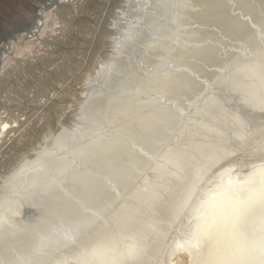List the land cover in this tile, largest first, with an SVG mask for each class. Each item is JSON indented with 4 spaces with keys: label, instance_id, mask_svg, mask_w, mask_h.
<instances>
[{
    "label": "rangeland",
    "instance_id": "rangeland-1",
    "mask_svg": "<svg viewBox=\"0 0 264 264\" xmlns=\"http://www.w3.org/2000/svg\"><path fill=\"white\" fill-rule=\"evenodd\" d=\"M155 1H157V3L159 2L158 3L159 5L157 6L158 8L161 6V8L156 9L157 12L153 10L155 7L154 6ZM155 1L154 0H148V1L147 0H138V1L136 0H0V202L5 198V196L6 198L8 196L9 197L14 196L13 198L8 197L7 199L9 200L8 202L3 201L2 203H0V239H1V236H6L5 234L8 235L12 232L13 234L14 232L20 233L21 230L23 231V234L26 232L25 234L29 233L27 236H30L32 232L31 231L29 232L27 228H30L32 225L36 226L38 223V220L41 217L40 214H43L44 212L42 208H37V207H32V206H27V209L24 210L23 212L20 210V206H22L24 202H25L24 204H27V203H26L25 198L21 199L20 198L21 196L18 197L19 196L18 193H14V191H12V189L13 190L17 189L18 179L20 180V178L22 179L24 176H27V174L29 175L30 173H32L31 171L37 170L38 174L36 175L37 178H36V181H34V183H37V181H39V184H42V185L46 183L44 181L47 180L50 174H48V172H44L42 175L41 171L43 172L44 167L46 168L48 167L47 170L52 169V167L51 168L49 167L51 166V164H49L48 162H50L51 159L53 160V157L55 159H58V158L62 159L64 157H67V155L71 156V154H68L67 150L60 149V147H62V145L64 146L65 142H67L64 139H60L61 137L63 136L65 137L66 134L72 133V131L77 130L78 128H81L82 130L79 129L78 131H75L74 135L76 134L77 137H79L85 134L91 138L92 136L98 133L99 130L96 127L99 125L101 121H106L110 119L109 116L111 117L114 114L115 115H117L118 113L121 114L122 109H125V111L124 110L122 111L123 117L121 119V124L124 123L123 125H127L126 122L128 121L134 122L133 120H129V119H132V118L134 119L135 114L137 115L138 120H139L141 116L144 118L150 115L154 110H156L157 107L160 108V107L170 106L174 109L175 112L176 111L177 113L179 112L178 113L179 115L178 114L177 115L179 116V120H180L179 123L181 125L178 124L177 127H179V129L175 128L173 132L165 138V141L163 140V142L160 143L161 145H159L158 147L159 150L154 149L155 150L154 154L152 153L154 152V150L147 151V150L141 149L140 146H138L136 143L133 142L134 140L132 136H129L127 138H121V139H113V135L111 134H115V128H112L110 125H108L110 126L109 128L108 126L107 128H105L106 126L101 127V128L107 129L106 131L108 132V134H105L106 136H104L103 134L99 132L100 135H103L105 137L106 140L104 141H109L110 143L113 142L112 144L117 143L118 144L117 146H119L117 149L119 151L123 150L124 152L128 150L129 152L130 151L132 152L134 151L133 149H136L137 152L138 151L141 152V155L144 157V159L147 157L148 163L144 165V168L137 169L139 176L131 180L129 185L127 184V187L125 190L118 188L120 186L119 184H116L115 182H111V183L109 182L110 184L109 187L111 186L110 189L112 192L115 193L116 198L112 202H110L109 207L106 210L101 211V212L94 211L96 213V218L95 220H93V217H92L93 221L92 220L88 221L90 214H91V211H89L90 208H88L89 210H86V212L83 213L84 216L82 220H80L77 224L78 229H80L79 230L80 233L73 232V236H72L73 241L71 239L72 241L71 243L80 244L83 241L82 239L91 233L97 235L100 232L98 229L103 228L101 227L102 223L104 224L108 216L111 213L116 211L117 206L122 204L124 201L127 202L131 199L130 192H132V189H134V187L140 184L143 186L147 180H150L151 184H157L158 182H161V181L166 182L168 180V177L171 176V174L169 173L172 171H176L179 168V162H171L170 160L175 158L176 155L178 154H183V155L191 154L194 148L197 147L196 142H198V139L202 138V134H203L205 126H208L209 128H211L209 130H213V132H215L214 129L221 130V134L228 139L229 154L226 155L222 160H220L216 165H214V167L210 170V172L204 178H202L201 180L197 182L195 190L192 192L190 198L186 202L185 207L182 208V210L177 215L175 220L171 221L170 219L163 217V216L158 218L159 225H161L162 229L165 230L164 232L165 236L163 240H161L159 250L157 251V253L151 254V260H152L151 264H173L174 259L179 253H185V251L187 250L185 249L186 247L195 246V244L193 245V243L195 242L193 235L186 233V232L191 233V228L194 226L193 224L195 223L198 216L200 215L197 212L198 211L197 208L202 202L210 198L208 196H212L213 192L215 193V195L217 192V194H221L223 197L224 195L227 194V191L225 189L226 187L223 188L224 186L221 185V182H223L222 183L223 185H225L224 183H226L225 186H228L227 185L229 183L228 180L232 179V180H235L236 183L239 184L238 185L234 182V184L236 185L233 187H236L237 185L239 187L242 185L240 184V182L243 183V181L246 180V178L253 172V170H255L256 168H264V111L262 112L254 111V109H252L251 107H245L246 108L245 109L239 106V108H237L238 106L237 100L240 98V95L239 93L234 92V89H235L234 87L237 83L244 82L245 85L248 87L259 76L257 75L256 72L263 73L264 71V66H263L264 65L263 63L264 62V43H263L264 33L262 32L264 31V25H263L264 0H252L253 2L252 1L249 2L248 0H243V2L241 0V2H239L240 0H236V2L238 1L237 4L234 0H226L227 2L225 3L227 4L231 3L229 4L231 7L230 9L228 7L226 9L224 8L225 10L219 9L218 7L219 4H215L216 6L213 4V3H216V1L218 2V0H214V1L209 0V2L207 3L208 5H210V8H211V9L209 8L210 14L206 13L209 10L208 11L202 10V9H206L205 5L208 6L206 4V1L208 0H202V2L201 0H193V2H191L192 0L191 1L186 0V3L184 0H166V1L164 0L165 3L163 0H159V1L155 0ZM172 1H174V3H172ZM177 1H179L180 3ZM182 1H184V4H182ZM197 1L201 2V3L199 2L200 5L204 4V8L200 6V8L198 7L199 8L198 11H197V8H195L196 5L199 6V3ZM222 1H225V0H222ZM194 2H197V4H194ZM210 2L211 4H209ZM244 2H246V4ZM248 2L249 4H251V6L255 7V8L252 7L254 11L250 13L249 15H248V12H246L247 10L245 11V9L244 10L242 9L244 6H245L244 8H247L246 6L249 5ZM251 2L254 3V5H252ZM175 3H177V6ZM232 3L233 5H236L235 6L236 8L232 5ZM239 3H241L240 4L241 6L239 5ZM169 4L171 7L173 6L172 8L174 7L175 8L174 9L170 8ZM187 4L188 5L190 4V6H188ZM192 4H194V6ZM135 5H136V8H135ZM162 5L165 7V9H168V7L169 9L164 10V12L161 13V11H163L164 9ZM165 5H167V8ZM184 5L185 6L187 5V8H185ZM213 5L217 8L214 7L215 9H212ZM140 7L143 9H141ZM179 7L180 8L183 7V10L179 9ZM137 8H139V10ZM148 8H151L154 13L150 11L149 13L150 15L149 14L146 15L144 19L142 18V20H140L141 17L139 15L140 14L144 15L145 11L143 10L149 11L150 9ZM191 8L193 9L191 10ZM189 9L190 11H193V12L191 13ZM221 10L223 13H221ZM133 11H137V12H133ZM139 11H140V14L138 13ZM184 11L188 12L186 13L188 14L189 18H187L186 13L185 15L184 13H182ZM159 12L160 14H157ZM194 12L195 14H193ZM200 12L201 13L203 12L202 15H200L201 14ZM212 12L219 13V14H215V13L212 14ZM171 13H173L175 16L178 13L177 16L181 15L182 17L176 16L177 17L176 19V17L172 15ZM189 13L195 15L194 18H193V15H192V18H190L191 14ZM204 13H206L207 15L205 14L204 16ZM161 14L163 15V17L161 16ZM221 14L223 15L221 16ZM131 15H133L132 18H131ZM158 15L161 16V18H159ZM167 15L169 16V18ZM217 15H219V18ZM199 16L200 18L201 17L202 18L200 19ZM211 16L213 17L210 18ZM214 16H217V17H214ZM258 16L260 19H258ZM170 17H172V19ZM208 17L214 22L212 21L210 22L209 21L210 19H206ZM234 17H237L238 20H235L236 18ZM240 17L243 19H239ZM151 18L152 20H149ZM180 18L182 20H179ZM223 18L225 19L224 21H223ZM250 18H253L254 20ZM175 19L176 21H174ZM186 19L189 20L188 22H193V23L195 22V25L193 23H190L194 27H192L187 22ZM190 19L191 20L193 19L194 21L193 20L191 21ZM185 20L186 22H184ZM199 20H201V22H199ZM219 20L222 22H218ZM231 20L232 21L234 20L235 22L236 21L241 22V20L242 22L243 20L244 22L245 21L248 22L249 20L250 21L252 20V22L249 21L247 23V25L249 24V26L250 25L252 26V29L251 28L249 29L248 27V29L250 30L249 34L248 32L246 33L244 31L245 29L239 30L237 32L235 30L233 31V28H232L233 23L231 22ZM257 21L260 22V26L257 25L259 24L257 23ZM154 22L155 23L157 22L158 24L157 23L155 24ZM164 22L166 24H164ZM205 22L207 23L204 25ZM144 23L145 25L146 23L148 25V26L146 25L145 28L147 27L152 28L155 25L159 26L161 24L159 26L161 30L160 32L158 31L160 35L153 33L155 34V36H153L152 38L153 40L150 39L147 41L148 34L147 35L145 34L149 30V28L145 29L144 28L145 25L142 26V24ZM185 23L187 24L185 25ZM136 24H138V27ZM213 24H214V27L217 26V24L223 27L227 26V29L231 30L233 35H231V33L229 34L230 35L229 37H227V35H224V36L221 35L222 37H225V38H222L224 40V45L219 42L225 48L224 49L221 47V49L225 52L222 51L223 55H221L220 57L221 60H224V61L213 62V60H215L214 54L207 55V56H201L197 58V61L198 62L200 61V63L206 67V69H204L206 71L204 73L203 72L196 73L197 75H201L202 73L201 75L202 77L196 75V79H199V78L200 79L197 80L199 81V83L198 85H196L197 86L196 88L199 87L198 94H194L195 92L192 94L193 96L199 95L198 96L199 98L195 96V101L193 100L194 98L190 97L192 100L190 98L187 100L185 99V100H182L183 102L181 101L182 103L180 104L178 99L171 98V97H165V93L162 91H161V94H160V91L159 92L157 91L158 94L156 93V91H151V92L146 91V92H149V94H147L146 92L143 93L139 90L140 86L133 83L134 74L138 75L140 73L138 77L140 78L144 77V78L140 79L139 81L144 80L142 82H143V85H145L146 80L152 77L151 75H153V73L155 72L157 74L160 73V75L162 76L163 71L165 72L168 71L166 73L168 74V73H171L172 70L173 72L184 71L183 70L184 68L185 70H188L189 68L187 67V65L186 66L181 65V64H179V66L175 65L177 63L171 60L170 55L172 54L173 51L177 50V48L180 46V43H183V42H180L181 36L183 39H185V37L187 36H188L187 39L189 38V40H191L190 38H192L193 41L192 40L189 41V43L191 42L190 44H192L193 42L192 45H196L197 43H198L197 45H203V44H206V42L208 44L210 40L209 38H208L209 40L205 39V36L202 35V39L204 37V39L207 41H204L203 39V41L205 42L204 43L203 41H201L202 39L199 38L201 42H199V40L197 42V39H195V35L192 36V34H194L193 31L195 30V27L196 29H198V28L206 26V28L211 27L212 29ZM163 25H164V28L163 27L161 28V26ZM166 25H168L169 27H171V25L172 27H174L175 25L177 27V25H179L177 28L178 33L176 32V27H174L172 30V28L169 29L168 26L165 27ZM180 25L182 28H179ZM188 25H190L189 26L190 28H188ZM254 25L260 28H255ZM184 27L185 29H187V31L192 32V33L188 35L187 33L189 32H186ZM167 28L170 31L172 30L171 33L176 32L178 35L182 33L183 31L185 35L182 33V35H179L178 37H173V40H171L172 39L170 35L171 33L170 31H168ZM142 29L146 31L143 32ZM162 29L168 32L169 34L161 33L163 32ZM258 29L260 31L261 37L258 34L259 33ZM178 30H180L181 32H179ZM130 31L132 33L134 32L135 35L133 34V37ZM136 32H138L137 34L141 32L142 33L137 36ZM210 32H213V31L210 30ZM224 32H226V29L224 30ZM244 32L249 38L253 39V41L250 40L251 42H249V44H248L249 38L248 37H247L248 39L246 38V35L244 34ZM253 32H254L255 37L252 36ZM256 32L257 34L255 35ZM220 33H222V31ZM206 34L208 33L206 32ZM208 35L209 37L210 35H212V37L215 36L212 33H209ZM141 36L144 37V39ZM168 37L170 38L169 40H167ZM215 38H217V36H215ZM154 39L157 40V42L155 41V43L152 44ZM242 39L244 41L241 44ZM140 41L144 43L142 44ZM146 41L148 45L146 44ZM159 41L161 42L159 43ZM168 41L171 42L172 45L176 46L177 48L172 47V45H170L171 43L169 44ZM161 43H163L162 45L165 44L167 46V48L162 51L160 49L162 47ZM156 44L161 45V47L160 46L158 47V45ZM167 44L169 45L170 49ZM235 44L238 48L241 47L240 50L236 49L237 47L234 46ZM144 45L148 47H145ZM150 45L152 47L154 46L153 49L151 48ZM132 46L135 47L136 50L140 51L141 53H139L138 55V52L136 50L134 51L133 49L135 48H132ZM139 46L142 48L143 51H141V48ZM143 46L149 51L146 50ZM252 46L253 47L255 46V47L253 48ZM171 47L173 50L171 49ZM259 48L261 50H259ZM170 50H171V53H170ZM226 50H230L231 52L234 50L235 51L232 52L233 54L231 56L230 51H227L228 52L227 53ZM253 50H256V51L253 52ZM146 51H148L152 57ZM164 51H166L165 54H164ZM235 52L236 54L238 53L242 56V58L240 57L241 62L240 60L238 59L236 60V58H234V57L239 58L238 54L234 55ZM226 53L230 54L229 55L230 59ZM124 54H125V57L128 59L123 57ZM246 54L247 56H245ZM148 56H150V58ZM243 56L245 58H243ZM222 57L224 58L222 59ZM226 57L229 59V62ZM146 58H148L149 60H147ZM156 58L157 59L159 58L158 60H160L157 62L164 63V67H167L165 68L166 70H164L163 65L158 66L156 64L157 63L155 61L157 60ZM163 59L164 60L166 59V60L164 61ZM115 60H118V61L115 62ZM123 60L125 62H122ZM127 60H129L130 63H128ZM231 60L232 62L233 61L234 62L231 63ZM224 62L228 63V65H230L229 63H231V65L227 66L226 63ZM260 62H262V64H260ZM111 63H113V66H114L113 69L115 70V72L113 69L109 67ZM138 63H140V66L142 67V68L140 67L141 70L138 69L139 68ZM151 63L153 64V66L151 65ZM166 63H169L170 65L168 64L169 65L168 66ZM172 63H175V64L172 65ZM215 63L216 64L218 63V64L216 65ZM221 63L223 64V66L225 65L224 67L221 66L222 68L219 66V65H222ZM120 64L124 65V68L126 69H124L123 66H120ZM127 64H131V65L128 66ZM253 64L255 66H258L260 69H257L258 67L256 68ZM135 66L137 67L139 71H137ZM173 66L175 69L172 68ZM178 67H179V71H178ZM225 67H227V70ZM128 68H131L129 69L131 71H129ZM154 68H157V69H154ZM169 68H171L170 69L171 71H169ZM229 68L231 69L230 70L231 74L229 73ZM150 69L151 70L153 69V70L151 71ZM212 69L214 70V72ZM219 69L220 71L218 72ZM209 70H212L213 73L210 72ZM110 71H113V72H110ZM121 71H122V74L124 72L123 76H121L122 75ZM118 72H120V74ZM206 72L207 73L210 72V73L207 74ZM217 72L219 73V75L221 74L222 75L218 76V78L216 79L215 76H217ZM117 73L119 75L118 77H117ZM163 74L166 76L164 72ZM211 74L212 76L215 77L216 81L215 79H213L215 82L212 80V78H210L212 77ZM114 75H115V78L113 77ZM207 75L208 76L210 75V77H208ZM223 76H226L224 80H222ZM116 77L118 79L120 78L124 79L125 77V79L124 81L122 79L120 83L118 81H114ZM234 77L239 80H236ZM242 77H243V80H242ZM220 78H221V81H220ZM224 81L225 82L227 81L226 82L227 89L224 87L225 86ZM200 82L202 85H200ZM220 82L221 84H218ZM205 83H206V86H203V84L205 85ZM126 84H129V85H126ZM132 84H134L135 86ZM208 84H211L212 86L209 85L207 87ZM221 86L223 88V89L221 88L222 90L220 89ZM204 87H207L206 90ZM203 88H204L205 93L202 91ZM129 92H131V94L132 92H135V94L133 93L132 95L131 94L129 95ZM136 92L139 93L137 95L138 97L136 96ZM226 92H227V95H226ZM208 93H211V96H209L210 94ZM232 94L236 95V97L233 98L234 96H232ZM117 95L118 96L120 95L121 97L117 98ZM123 95H126L127 97ZM128 95L132 97H129ZM135 96L137 97V99ZM134 97L136 100H133ZM212 97H216L219 100L217 106H214V107L207 106L208 100L211 99ZM112 99H114L117 104ZM122 99H125V101ZM130 99L133 101L129 102ZM189 100H191V102ZM177 101L179 102V104L176 103ZM185 101H187V104L184 103ZM188 101L191 104L188 103ZM132 102L135 104H133ZM147 102L149 103L147 104ZM123 103L125 104L129 103V104L125 106V104ZM110 104L111 105L113 104L112 107ZM143 104H147L148 106H146L143 109L141 108ZM119 105H121L122 107ZM181 105L182 106L184 105L183 108ZM185 105L187 108H185ZM105 106L107 109L105 108ZM219 106H223V107L219 108ZM113 108L114 109L116 108L115 110L117 111L115 112V110H112ZM118 108L120 111L118 110ZM127 108H129V110ZM186 110L187 112H185ZM95 111L98 114H96ZM126 111H127V114H126ZM243 111L245 112V114H243L244 113ZM88 112L89 113L92 112L93 115L91 114L92 115L91 116ZM124 112H125V115H124ZM100 113L101 115H99ZM224 113H228L229 115H231V113H238V114L241 113L245 121L250 119L246 123L247 126L249 125L248 127L246 126L242 128V130H238V129L236 130L237 132L244 131L243 133H241V135H243L244 138L238 139L237 135L234 134L229 127H224L218 121L216 116L217 115L222 116ZM88 115H89V118H87ZM90 116L93 119L92 118L90 119ZM103 117H107L105 118L106 120ZM95 118L98 121H96ZM101 118H103V120ZM123 119L125 122L123 121ZM88 120L90 121V123L88 122ZM94 121L98 124H96ZM83 126H85L84 129L87 126L89 127L83 130ZM94 130H98V131L94 132ZM80 131L81 132L84 131L83 132L84 134H82ZM110 131H112L113 133H111ZM61 132L63 136H61ZM89 133H91L90 136L88 135ZM78 134H81V135L78 136ZM70 140L68 142H70ZM122 140H124L125 142L124 144ZM63 141L65 142L63 143ZM119 142H121V145L119 144ZM58 143H60V146ZM89 146H91V144ZM115 147H111V148L113 150H116ZM149 152L150 154H153V155L150 156ZM43 154H45V156ZM53 154L54 156H51ZM132 154H137V153H132ZM41 155L43 156V160L46 159V161L41 160V157H40ZM47 156H50L51 158L49 159ZM37 157L40 158L39 160L41 163L39 162V160H36L38 159ZM75 160H76L77 166H79V168L78 167L77 168L80 171H86L88 168H91L93 170L94 166L87 164V163L83 164L82 160L79 158ZM79 160H81V162ZM33 164L35 165L37 164V165L36 166L34 165L35 166L34 167ZM59 167L60 166H55L54 170L59 169ZM40 168L41 169L43 168V169L41 170ZM95 170H98V169L95 168ZM72 174L74 173L72 172ZM66 178L68 179V176H66ZM106 178H108V176H102V180H105ZM257 178L258 179H255V181H258V183H250V185H254L253 187L260 185V187H258V190L260 188V190L258 191L259 194L255 193V195L253 196L251 195L248 200H246L248 194L240 198L235 197L236 199L231 200L228 206L230 210L232 209L229 214L226 212H222L221 210L217 217L218 220L216 219L213 223L212 222L207 223L200 230V235H202L204 239V243H203L204 245L202 247H199L197 245L195 246V248L192 251L193 258H191L192 259L191 262L193 261L194 258L196 259L192 263L190 262L189 264H199V262L202 260L201 259L199 261L200 258L205 257L208 254V252H210L212 249L214 250V248L218 245L217 243H219V239L221 235L224 233V231L228 229H230L231 231L233 229H236L237 227H243V228L246 227L250 229V228L257 226L258 223L256 224L253 223V224L244 226L246 225L244 224L245 223L244 215L246 214L245 210L248 207L252 209L250 211H254V212H256L258 209L260 210L264 209V189H263L264 188V176L261 178L258 176ZM142 179L144 180L143 182L144 184H142ZM14 180H17V181L15 182ZM14 182L17 184H15ZM13 184L16 186H14ZM39 184L37 186H40ZM60 184L57 183L58 187L60 186L59 189H61L62 187L63 192H65L64 191L66 187L65 185L67 184L66 179H63V181ZM11 186L13 187L9 189ZM221 188H223L221 190L223 193H221L220 191ZM117 189L118 190L120 189V190L118 191ZM11 200L12 202L14 201L17 203L12 204ZM19 200H21V202ZM240 200H246V201H240ZM238 201H240V203H237ZM9 202L11 204H9ZM19 204L21 205L19 206ZM5 205L7 206L8 209H6ZM234 210H239V213L234 214ZM241 211H243V213H240ZM263 212L264 210L260 211L259 213H263ZM147 213L149 217L155 216L154 213H152L151 211H148ZM5 214H7L8 216ZM250 214L251 213L249 212V215ZM14 219L15 220L17 219V220L15 221ZM241 219L243 221H241ZM260 219L261 218H257V222ZM235 220L237 221L234 222ZM28 224H30L31 226L30 225H29L30 227L26 226ZM109 224H110V227L108 228L110 229V231H113V229L115 228H113V225L111 223ZM23 234H21L22 237L25 235ZM189 235L190 236L192 235V236L189 237ZM25 237L26 236H24L23 239ZM116 239H117L116 240L117 243L114 244V246L111 248H105V246L107 245L106 243L102 245H100V243H96V244L93 243L94 246L91 247L90 244H88L87 246L90 249L87 248V250L88 249L89 250L85 251L86 248H84V245H83L79 248V255H76L73 258L68 257L70 252L67 249H55L52 244L51 245L49 244L48 245L49 253H48V257H46L45 264H127V263L131 264L133 263L134 260L132 257H134L135 254L134 256H130V255L133 253V251H138L140 247L137 245V243L135 244V240H132L131 238L126 237L125 235L122 236L121 234H119L116 236ZM263 239H260L259 241L261 242ZM259 241L257 240V243L254 244L255 245L254 248H256L258 243H260ZM156 243H157V234L153 233L152 235H150L147 248L144 249L143 251L141 248L139 251L143 253L146 250L154 247ZM246 244H249V242L248 243L246 242ZM252 245L250 246L247 245V247L249 248L253 247L254 245L253 246ZM256 250L257 252L261 253L262 256H258V257L261 259V264H264V261H263L264 260V250L260 251L261 249L259 248V245L256 248ZM237 252L242 253L240 251L233 250V252H231V254L226 258L227 260L224 259L225 261L223 260L221 261V263L219 262L217 264L229 263L230 259L232 260L230 264L237 263L239 259L236 257L240 255ZM228 259H229V262H228ZM236 260L237 262H235Z\"/></svg>",
    "mask_w": 264,
    "mask_h": 264
},
{
    "label": "bare ground",
    "instance_id": "bare-ground-1",
    "mask_svg": "<svg viewBox=\"0 0 264 264\" xmlns=\"http://www.w3.org/2000/svg\"><path fill=\"white\" fill-rule=\"evenodd\" d=\"M138 1V0H136ZM148 1V0H147ZM155 1V0H154ZM159 1V0H158ZM164 1V0H163ZM162 1V2H163ZM166 1V0H165ZM164 1V3H165ZM185 3H186V0H184ZM184 1H182V4H184ZM188 1V0H187ZM191 1V0H190ZM189 1V3H190ZM214 1V0H213ZM236 2V0H234ZM249 2L252 1V0H248ZM179 2V1H177ZM193 2V0L191 1ZM198 3L200 1H197ZM197 2H194V4H197ZM202 2V0H201ZM200 2V3H201ZM208 1H206V4L208 5ZM219 2V3H218ZM218 2L216 1V3H213L214 5L215 4H219V9H226L227 7L230 9V5L231 3L227 4L225 2H227L226 0L225 1H222V0H218ZM231 2V1H229ZM241 2V0L239 1ZM243 2V0H242ZM248 2V4H249ZM253 2V1H252ZM251 2V3H252ZM263 2V1H262ZM261 2V4H262ZM134 3V2H133ZM141 3V2H140ZM159 3V2H158ZM157 3V1H155V7L153 10H155L157 12L156 9H159L161 8V6L158 8L157 6L159 5ZM163 3V5H164ZM168 3V2H167ZM172 3H174V1H172ZM180 3V2H179ZM199 3V6H195V8H197V11L198 9L200 8V6H202L204 8V4L203 5H200ZM238 3V1L236 2V4ZM246 4V2H244ZM243 3V4H244ZM130 4V3H129ZM150 4V3H149ZM176 6H177V3H175ZM194 4H192L194 6ZM211 4V2L209 3ZM241 3H239L240 5ZM256 4V3H255ZM260 4V5H261ZM143 5V4H142ZM146 5V4H145ZM161 5V4H160ZM162 5V6H163ZM173 5V4H172ZM188 5V4H187ZM187 5L185 6V8H187ZM213 5L212 9H215L217 7H215ZM229 5V6H228ZM233 5V3H232ZM250 5V6H249ZM248 6H246L247 8H242L243 10L245 9L246 12H248V15L250 13H252L254 11L253 8H255L254 6H251V4H249ZM252 5H254V3H252ZM166 8H167V5H165ZM170 6V4H169ZM175 6V5H174ZM179 6V4H178ZM182 6V5H181ZM190 6V4L188 5ZM209 6V7H208ZM206 7V9H202V10H205V11H208L206 13L210 14V5H208ZM234 7L236 5H233ZM232 6V7H233ZM241 6V5H240ZM132 7V6H131ZM144 7V6H143ZM147 7V6H146ZM151 7V8H153ZM164 7V6H163ZM173 7V6H172ZM170 6V8H172ZM199 7V8H198ZM201 7V8H202ZM215 7V8H214ZM239 7V6H238ZM253 7V8H252ZM259 7V6H258ZM133 8V7H132ZM135 8H136V5H135ZM141 8V7H140ZM151 8H148L150 9L149 11H146V10H143L145 11L144 12V15L140 14V11L137 13L140 18V20H142V18L144 19L146 15H148L151 12H153V10ZM175 8V7H174ZM172 8V9H174ZM177 8V7H176ZM194 8V7H193ZM191 8V10L193 9ZM208 8V9H207ZM210 8V9H209ZM236 8V7H235ZM139 10V8H137ZM143 9V8H141ZM163 9V8H162ZM169 9V7H168ZM168 9H163V11H161V13L164 12V10H168ZM179 9L183 10V7ZM224 9V10H225ZM234 9V8H233ZM177 10V9H176ZM187 10V9H186ZM228 10V9H227ZM160 11V10H159ZM170 11V10H169ZM168 11V12H169ZM190 11V9H189ZM195 11V9H194ZM214 11V10H212ZM218 11V10H217ZM216 11V12H217ZM244 11V12H245ZM133 12H137V11H133ZM167 12V13H168ZM187 12V11H186ZM185 11L182 12L186 13ZM191 13L193 11H190ZM232 12V11H231ZM230 12V13H231ZM125 13V12H124ZM143 13V12H142ZM154 13V12H153ZM152 13V14H153ZM170 13V12H169ZM181 13V14H182ZM188 13V12H187ZM186 13V14H187ZM189 13V14H191ZM198 13V12H197ZM201 13V12H200ZM203 13V12H202ZM202 13L200 15H202ZM204 13V16L205 14ZM215 13V12H212V14ZM221 13L222 10H221ZM130 14V13H129ZM133 14V13H132ZM157 14H160L157 13ZM156 14V15H157ZM166 14V13H165ZM172 15H174L173 13H171ZM178 14V13H177ZM176 14V16H177ZM195 14V12L193 13ZM190 16V18H192V15ZM211 14V15H212ZM215 14H219V13H215ZM214 14V15H215ZM247 14V13H246ZM124 15V14H123ZM142 15V16H141ZM150 15V14H149ZM155 15V14H154ZM199 15V14H198ZM207 15V14H206ZM223 14H221L222 16ZM133 15H131V18H132ZM137 16V15H136ZM159 16V15H158ZM161 16L163 17V15L161 14ZM161 16H159V18H161ZM165 16V15H164ZM168 16V15H167ZM175 16V15H174ZM173 16V17H174ZM175 16V17H176ZM178 16H181V15H178ZM177 16V17H178ZM195 15H193V18H194ZM218 18H219V15H217ZM217 16H214V17H217ZM225 16V15H224ZM238 16V15H237ZM261 16V15H260ZM264 16V14H263ZM151 17V16H150ZM153 17V16H152ZM176 17V19H177ZM182 17V16H181ZM197 17V16H196ZM213 16H211L210 18H212ZM239 17V16H238ZM262 17V16H261ZM169 18V16H168ZM172 19V17H170ZM187 18L188 17V14H187ZM200 18V16H199ZM198 18V19H199ZM202 18V17H201ZM200 18V19H201ZM209 17L206 18V19H210ZM226 18V17H225ZM236 18L235 20H238L237 17H234ZM263 18V17H262ZM137 19V18H135ZM163 19V18H162ZM166 19V18H165ZM176 19L174 21H176ZM196 19V18H195ZM215 19V18H214ZM213 19V20H214ZM233 19V18H232ZM239 19H243V18H239ZM250 19H253V18H250ZM258 19L259 16H258ZM264 19V18H263ZM149 20H152L149 19ZM168 20V19H167ZM179 20H182L181 18ZM187 20V19H186ZM186 20L184 22H186ZM191 20V19H190ZM193 20V19H192ZM191 20V21H192ZM197 20V19H196ZM195 20V21H196ZM225 19L223 18V21ZM254 20V19H253ZM131 21V20H130ZM138 21V20H137ZM189 20H187L188 22ZM194 21V20H193ZM198 21V20H197ZM204 21V20H203ZM202 21V22H203ZM207 21V20H206ZM210 22L212 21L211 19L209 20ZM217 21V20H216ZM234 21V20H233ZM231 20V22L233 23V31L235 30L236 32L239 31V30H243L245 29L244 31L248 34L250 32V28L252 29V26L249 24L247 25L248 22H238V21H234L233 22ZM240 21V20H239ZM140 22V21H139ZM183 22V21H181ZM179 22V23H181ZM199 22H201V20H199ZM214 22V21H212ZM218 22H222V21H218ZM227 22V21H226ZM252 22V20L250 21ZM127 23V22H126ZM137 23V22H136ZM141 23V22H140ZM150 23V21H149ZM148 23V24H149ZM152 23V22H151ZM155 23V22H154ZM157 23V22H156ZM155 23V24H156ZM161 23V22H159ZM176 23V22H175ZM189 24L190 23H193V22H188ZM198 23V22H197ZM196 23V24H197ZM207 22L204 23V25L206 24ZM209 23V22H208ZM254 23V22H253ZM257 25L260 26V22L257 21ZM130 24V22H129ZM133 24V23H132ZM158 24V23H157ZM164 24H166L164 22ZM178 24V23H177ZM187 23H185L186 25ZM195 25V22L193 23ZM256 24V23H255ZM137 27H138V24H136ZM141 25V24H140ZM145 25L142 24V26ZM147 25V23H146ZM146 25L144 26V28L146 27ZM161 25V24H160ZM159 25V26H160ZM184 25V24H183ZM184 25V26H185ZM191 25V24H190ZM188 25V28H190ZM253 25V24H252ZM262 25V24H261ZM263 25H264V21H263ZM262 25V26H263ZM133 26V25H132ZM141 26V27H142ZM148 26V25H147ZM159 26H154L152 28L150 27H147L149 28V30L147 31V33L145 35L148 34L147 36V41L152 39L153 36H155V34L157 35H160L159 32H160V27ZM168 25H166L165 27H167ZM179 25H176L174 27H176V32H177V28H178ZM192 27H194L193 25H191ZM197 26V25H196ZM203 26V25H201ZM200 26V27H201ZM235 26V27H234ZM255 26V25H254ZM123 27V26H122ZM125 27V26H124ZM135 27V25H134ZM140 27V28H141ZM164 28V25L161 26V28ZM172 25L171 27L168 26L169 29L173 28ZM214 24L212 25V29L211 27L210 28H206V26L204 27H201V28H198L196 29L195 27V30L193 28V33L192 36L195 35V39H197V42L199 40V42L203 41L202 39V35L205 36V39H208L209 40V43L207 44H203V45H192L189 43V41L192 40V38H190L191 40H189V38L187 39V37H185V39L182 38V36L180 37L181 40L180 42H183V43H180V46L177 48L176 46H173L171 42H169L170 45H172V47H176L177 50L176 51H173L172 54L170 55V58L173 62L177 63H172L179 66V64L181 65H187V68L188 70H185V68L183 69L184 71H180V72H172L171 73H168L166 74L168 71H163L166 76L163 74L162 72V76L160 75V73H153V75H151L152 77L148 78V80H146V83L145 85H143V82L144 80L142 81H139L140 79H143V78H140L138 77V75L134 74L133 75V83L140 86L139 87V90L143 93H145L146 91H157L159 92L160 91V94H161V91L165 93V97H171V98H175V99H178L180 104L183 102L182 100H187L189 99L190 97L191 98H194L193 100L195 101V96H193L192 94H198V88H196L199 83V79H196V73H199V72H205L206 70V67L200 63V61L198 62L197 61V58L198 57H201V56H207V55H211V54H214V57H215V60H213V62H218V61H224V60H221V55H223L222 53V48H224L222 46V44L224 45V40L222 38H225V37H222L224 35H227V37H229L230 33L231 35H233L232 31L227 29V26L226 27H223V26H219V24H217V26H215L214 28ZM249 27V29H248ZM121 28V27H120ZM130 28V27H129ZM132 28V27H131ZM145 28V29H147ZM167 28V29H168ZM179 28H182L181 25ZM226 29V32H224V30ZM254 28V27H253ZM255 28H260V27H256ZM254 28V29H255ZM136 29V28H135ZM139 29V28H138ZM137 29V31H138ZM166 29V30H167ZM168 29V31H170ZM185 29V27H184ZM213 31V32H210V30ZM224 29V30H223ZM248 29V30H247ZM143 30V29H142ZM163 30V29H162ZM171 30V31H172ZM181 30V29H180ZM180 30H178L179 32H181ZM192 30V29H191ZM247 30V31H246ZM262 30V29H260ZM124 31V30H123ZM132 31V30H131ZM130 31V32H131ZM141 31V30H140ZM139 31V32H140ZM146 31V30H143V32ZM159 31V32H158ZM170 31V33H171ZM175 31V30H174ZM186 32H189L187 31V29H185ZM209 31V32H208ZM222 31V33H220ZM259 31V29H258ZM257 31V32H258ZM127 32V31H126ZM171 33V40H173V37H178L179 35H182V33L178 34L177 33ZM185 32V33H186ZM206 32L209 34V33H212L213 35L217 36V38H215V36L212 37V35H209L206 34ZM244 32V34H245ZM252 32V30H251ZM255 32V31H254ZM254 32H253V37L254 36ZM257 32L255 33V35L257 34ZM264 33V31H262ZM261 32V33H262ZM119 33V32H117ZM132 33V32H131ZM138 32H136V35L138 36L139 34H137ZM155 33V34H153ZM163 34H169L168 32L164 31L161 32ZM192 32H189L187 33L188 35L191 34ZM235 33V32H234ZM133 34L134 32L132 33V37H133ZM184 34V33H183ZM260 35V31L258 33ZM135 35V34H134ZM156 35V36H157ZM169 35V37H170ZM185 35V34H184ZM201 35V36H200ZM208 35V36H207ZM222 35V36H221ZM246 35V34H245ZM244 35V36H245ZM251 35V34H250ZM129 36V35H128ZM167 36V35H166ZM235 36V34H234ZM237 36V35H236ZM243 36V37H244ZM130 37V36H129ZM140 37V36H139ZM142 37V36H141ZM167 38V40H169L170 38ZM184 37V36H183ZM191 37V36H190ZM232 37V36H231ZM248 36L246 35V38ZM261 37V35H260ZM259 37V38H260ZM264 37V36H263ZM128 38V37H127ZM131 38V37H130ZM144 39V37H142ZM156 38V37H154ZM159 38V37H158ZM201 38L202 40L200 41ZM241 38V37H240ZM245 38V37H244ZM243 38V39H244ZM245 38V39H246ZM249 38V37H248ZM247 38V39H248ZM161 39V38H160ZM176 39V38H175ZM174 39V41H175ZM179 39V38H177ZM183 39V41H182ZM204 41H207L205 40ZM241 41V44L243 43V40ZM257 39V37H256ZM262 39V38H261ZM259 39V40H261ZM123 40V39H122ZM146 40V39H145ZM153 40V39H152ZM159 40V39H158ZM170 40V41H171ZM212 40V41H211ZM234 40V39H232ZM250 40L253 41L252 38H249L248 39V44L249 42H251ZM255 40V39H254ZM131 41V40H130ZM142 41V40H141ZM140 41V42H141ZM147 41H146V44H147ZM155 41L157 42V40L154 39V41L152 42L155 43ZM179 41V40H178ZM177 41V42H178ZM193 41V40H192ZM196 41V40H195ZM194 41V42H195ZM203 41V42H204ZM215 43H214V42ZM226 41V40H225ZM258 41V39H257ZM263 41H264V38H263ZM161 41H159L160 43ZM222 44H220V43ZM246 42V41H245ZM255 42V41H254ZM125 43V42H124ZM142 43V42H141ZM144 43V42H143ZM142 43V44H143ZM150 43V42H148ZM158 43V44H159ZM165 43V42H164ZM176 43V42H174ZM205 43V42H204ZM247 43V42H246ZM258 43V42H257ZM262 43V42H261ZM264 43V42H263ZM132 44V43H131ZM156 44V45H158ZM163 43H161L162 45ZM178 44V43H177ZM237 44V43H236ZM236 44L234 46H236ZM259 44V43H258ZM140 45V44H139ZM148 45V44H147ZM161 45H158V47ZM168 45V44H167ZM179 45V44H178ZM177 45V46H178ZM252 45V43H251ZM145 46V45H144ZM143 46V47H144ZM151 46V45H150ZM233 46V45H232ZM245 46V45H244ZM248 46V45H247ZM257 46V44H256ZM126 47V46H125ZM140 47V46H139ZM145 47H148V46H145ZM144 47V48H145ZM154 47V46H153ZM153 47L151 46V48L153 49ZM157 47V48H158ZM169 47V45H168ZM171 47V49H172ZM231 47V46H230ZM237 47V46H236ZM253 47V46H252ZM255 47V46H254ZM253 47V48H254ZM259 47V46H258ZM257 47V48H258ZM127 48V47H126ZM132 48H135L132 46ZM138 48V46H137ZM141 48V47H140ZM156 48V46H155ZM167 46L164 44L162 45V47L160 48L161 51L166 49ZM235 48V47H234ZM241 48V47H240ZM240 48H236L238 50H240ZM128 49V48H127ZM146 49V48H145ZM151 49V50H152ZM170 49V47H169ZM168 49V50H169ZM225 49V48H224ZM252 49V48H251ZM126 50V49H125ZM134 51L136 50L133 49ZM148 50V49H146ZM150 50V51H151ZM159 50V49H158ZM173 50V49H172ZM259 50H261L259 48ZM138 52V55L139 53H141L140 51L136 50ZM141 51L142 48H141ZM149 51V50H148ZM146 51V52H148ZM157 51V50H156ZM154 51V52H156ZM160 51V50H159ZM227 51H230V50H226ZM235 51V50H234ZM232 51V52H234ZM244 51V50H243ZM256 50H253V52H255ZM118 52V51H117ZM166 51H164V54H165ZM168 52V51H167ZM225 52V51H223ZM231 53V56H232V53ZM238 52V51H237ZM245 52V51H244ZM136 53V52H135ZM145 53V51H144ZM143 53V55H144ZM160 53V52H159ZM170 53H171V50H170ZM228 53V52H227ZM226 53V54H227ZM241 53V52H239ZM250 53V51H249ZM248 53V54H249ZM148 54L150 55V53L148 52ZM146 54V55H148ZM153 54V53H151ZM238 54V53H237ZM236 52L234 55H237ZM244 54V53H242ZM136 55V54H134ZM228 56L230 54H227ZM238 54V57H234L236 58V60H240L241 62V59L240 57L242 58V56ZM122 56V55H121ZM119 56V57H121ZM141 56V55H140ZM151 56V55H150ZM150 56H148L150 58ZM155 56V55H154ZM247 56V54L245 55ZM6 57V56H5ZM125 57V54L124 56ZM152 57V56H151ZM126 58V57H125ZM143 58V57H141ZM145 58V57H144ZM155 58V57H154ZM166 58V57H165ZM224 57H222L223 59ZM227 58V57H226ZM225 58V59H226ZM243 58H245L243 56ZM114 59V58H113ZM122 59V58H121ZM120 59V61H121ZM128 59V58H126ZM125 59V60H126ZM147 60H149L148 58H146ZM157 59V58H156ZM159 59V58H158ZM155 60L156 62L157 61H160V60ZM167 59V58H166ZM165 59V60H166ZM203 59V58H202ZM201 59V60H202ZM229 59H230V56H229ZM229 59L227 58L228 62H229ZM119 60V58H118ZM118 60H115L118 61ZM137 60V59H136ZM144 60V59H143ZM146 60V61H147ZM153 60V59H152ZM164 60V59H163ZM164 60V61H165ZM200 60V59H199ZM225 60V61H227ZM114 61V60H113ZM128 63L129 60H127ZM126 61V63H127ZM142 61V60H141ZM139 61V62H141ZM151 61V60H150ZM169 61V60H168ZM114 62V63H115ZM122 62H125L124 60ZM138 62V61H137ZM145 62V61H144ZM143 62V63H144ZM148 62V61H147ZM146 62V63H147ZM234 62V61H233ZM232 60H231V63H233ZM110 63V62H109ZM108 63V64H109ZM120 63V62H119ZM150 63V62H149ZM170 63V62H169ZM169 63H166L167 65ZM226 63V62H224ZM231 63H229L231 65ZM236 63V62H235ZM264 63V62H263ZM118 64V63H117ZM132 64V63H131ZM131 64H127L128 66L131 65ZM139 64V68L141 70V66H140V63ZM158 66H161L163 65L164 67V63L163 62H157L156 63ZM216 64V63H215ZM214 64V65H215ZM218 64V63H217ZM216 64V65H217ZM220 64V63H219ZM222 64V63H221ZM260 64H262V62H260ZM115 65V64H114ZM126 65V64H125ZM142 65V64H141ZM146 65V64H145ZM151 65L153 66V64L151 63ZM170 65V64H169ZM168 65V66H169ZM171 65V66H172ZM212 65V66H214ZM227 66H230L228 65V63H226ZM234 65V64H233ZM254 65V64H253ZM120 66H123L124 68V65L120 64ZM126 66V67H128ZM133 66V65H132ZM131 66V67H132ZM143 66V65H142ZM156 66V65H155ZM154 66V67H155ZM211 66V65H210ZM220 67L223 66L222 65H219ZM225 66V65H224ZM223 66V67H224ZM235 66V65H234ZM255 66V65H254ZM264 66V65H263ZM109 67L111 69L114 68L113 66V63H111V65H109ZM116 67V66H115ZM136 67V66H135ZM141 67V68H140ZM145 67V66H144ZM147 67V66H146ZM184 67V66H183ZM256 68L258 66H255ZM109 68V69H110ZM160 68V67H159ZM165 68L167 67H164V70H166ZM174 68V66L172 67ZM222 68V67H221ZM226 70H227V67H225ZM232 68V66H231ZM105 69V68H104ZM121 69V68H120ZM126 69V68H124ZM123 69V70H124ZM131 69V68H128V70ZM135 69V68H134ZM137 69V67H136ZM137 69V71H139ZM154 69H157V68H154ZM161 69V68H160ZM171 68H169V71ZM175 69V68H174ZM192 69V70H191ZM257 69H260L259 67ZM263 69V68H261ZM114 70V69H113ZM119 70V68H118ZM144 70V68H143ZM149 70V69H148ZM151 70V69H150ZM153 70V69H152ZM151 70V71H152ZM182 70V69H180ZM208 70V69H207ZM213 70V69H212ZM212 70H209L210 72H212ZM225 70V69H224ZM225 70V71H226ZM230 68H229V73L231 74L230 72ZM117 71V70H116ZM131 71V70H129ZM134 71V70H132ZM159 71V70H158ZM162 71V70H161ZM178 71H179V67H178ZM220 71V69L218 70V72ZM242 71V69H241ZM262 71V70H260ZM105 72V71H103ZM110 72H113V71H110ZM115 72V70H114ZM208 72V71H207ZM206 72V73H207ZM209 72V73H210ZM214 72V70H213ZM212 72V73H213ZM216 72V71H215ZM217 72V76L216 79L218 78V76H221L219 75V73ZM222 72V71H221ZM120 74V72H118ZM117 73V77L119 76ZM133 73V72H132ZM135 73V72H134ZM145 73V72H144ZM207 73V74H209ZM257 75H259L257 77V79L250 85V86H246L245 83H237L235 85V89H234V92H237L239 93L240 95V98L237 100L238 101V106L237 108H239V106H241L242 108H245V107H251L252 109H254V111H258V112H262L264 111V71L263 73H258L256 72ZM114 74V73H113ZM121 74H122V71H121ZM216 74V73H215ZM227 74V72H226ZM225 74V75H226ZM229 74V75H230ZM233 74V73H232ZM238 74V73H237ZM101 75V74H100ZM111 75V74H110ZM124 75V72L121 76ZM160 75V76H159ZM164 75V76H163ZM202 75V73H201ZM201 75H197V76H200L202 77ZM224 75V74H223ZM235 75V74H234ZM130 76V75H129ZM154 76V77H153ZM204 76V75H203ZM208 76V75H207ZM212 76V74H211ZM227 76V75H226ZM226 76H223V79L226 77ZM236 76V75H235ZM238 76V75H237ZM115 78V75L113 76ZM116 77V79H114V81H118L120 82L122 79H118ZM126 77V76H125ZM124 77V79H125ZM210 77V75L208 76ZM214 76L210 77L213 79H215V77L213 78ZM104 78V77H103ZM232 78V76H231ZM235 78V77H234ZM241 78V77H240ZM123 79V81H124ZM215 79V81H216ZM236 80H239L237 78H235ZM128 80V79H127ZM132 80V79H131ZM230 80V78H229ZM232 80V79H231ZM235 80V81H236ZM242 80H243V77H242ZM109 81V80H107ZM130 81V80H129ZM201 81V80H200ZM214 81V80H213ZM214 81V82H215ZM218 81V80H217ZM220 81H221V78H220ZM228 81V80H227ZM226 81V82H227ZM142 82V83H140ZM225 82V81H224ZM224 83L225 84V88H226V84L227 83ZM237 82V81H236ZM111 83V82H110ZM116 83V82H114ZM121 83V82H120ZM128 83V82H126ZM159 83V84H157ZM213 83V82H212ZM211 83V84H212ZM217 83V82H216ZM132 84V85H134ZM157 84V85H156ZM211 84H208L207 87L210 85L212 86ZM218 84H221L218 83ZM231 84V83H229ZM108 85V84H107ZM113 85V84H112ZM115 85V84H114ZM126 85H129V84H126ZM200 85L201 82H200ZM199 85V86H200ZM214 85V84H213ZM233 85V84H232ZM135 86V85H134ZM133 86V87H134ZM203 86H206V83L205 85L203 84ZM217 86V85H216ZM207 87H204L205 90ZM123 88V87H122ZM138 88V87H137ZM204 88L202 89V91L204 92ZM222 88V86L220 87V89ZM127 89V88H126ZM201 89V87H200ZM223 89V88H222ZM221 89V90H222ZM227 89V88H226ZM229 89V88H228ZM125 90V89H124ZM131 90V89H130ZM135 90V89H134ZM137 90V89H136ZM225 90V89H224ZM223 90V91H224ZM133 91V90H132ZM210 91V90H209ZM230 91V90H229ZM197 92V93H196ZM228 92V90H227ZM227 92H226V95H227ZM231 92V91H230ZM109 93V91H108ZM125 93V91H124ZM135 94V92H132V94ZM147 94H149V92H146ZM201 93V91H200ZM199 93V94H200ZM205 93V92H204ZM233 93V92H232ZM236 93V94H237ZM119 94V93H118ZM127 94V93H126ZM131 94V92H129V95ZM131 94V95H132ZM139 93L136 92V96L138 95ZM153 94V93H152ZM158 94V93H157ZM210 94L209 96H211V93H208ZM230 94V93H228ZM113 95V94H112ZM121 95V94H120ZM118 96L117 95V98L118 97H121V96ZM128 95V96H129ZM156 95V94H155ZM154 95V96H155ZM203 95V94H202ZM238 95V96H239ZM114 96V95H113ZM123 96H126V95H123ZM135 96V97H136ZM140 96V95H139ZM193 96V97H192ZM199 96V95H198ZM196 96V97H198ZM208 96V95H207ZM205 96V97H207ZM234 96L233 98L236 97V95H233ZM111 97V96H110ZM127 97V96H126ZM125 97V98H126ZM129 97H132V96H129ZM128 97V98H129ZM133 100H136V99ZM204 97V96H203ZM108 98V97H107ZM106 98V99H107ZM123 98V97H122ZM141 98V97H140ZM139 98V99H140ZM190 98V99H191ZM199 98V97H198ZM110 99V98H109ZM108 99V100H109ZM115 99V98H114ZM112 99L114 102L115 100ZM142 99V98H141ZM147 99V98H146ZM111 100V102H112ZM118 100V99H117ZM125 101V99H122ZM128 100V99H127ZM126 100V101H127ZM130 99L129 102L133 101ZM145 100V99H144ZM153 100V99H151ZM192 100V99H191ZM191 100H189L191 102ZM203 100V99H201ZM110 101V100H109ZM160 101V100H159ZM182 101V102H181ZM188 101V103H190ZM218 99L216 97H212L211 99L208 100L207 102V106H210V107H214V106H217L218 104ZM236 101V100H235ZM120 102V101H119ZM122 102V101H121ZM128 102V101H127ZM155 102V101H154ZM179 102L177 101L176 103L179 104ZM106 103V102H105ZM104 103V105H105ZM116 103V102H115ZM114 103V104H115ZM133 103V102H132ZM149 102H147L148 104ZM184 103L187 104V101H185ZM89 104V102H88ZM117 104V103H116ZM121 104V103H120ZM125 104V103H123ZM129 104V103H128ZM128 104H125L128 105ZM131 104V103H130ZM135 104V103H133ZM137 104V102H136ZM147 104H143L141 108H145L146 106H148ZM191 104V103H190ZM194 104V103H192ZM111 105V104H110ZM113 105V104H112ZM111 105V107H112ZM132 105V104H131ZM130 105V106H131ZM229 105V104H228ZM107 106V104H106ZM105 106V108H106ZM121 106V105H119ZM133 106V105H132ZM138 106V104H137ZM136 106V107H137ZM179 106V105H178ZM182 106V105H181ZM184 106V105H183ZM182 106V108H183ZM188 106V105H187ZM89 107V106H88ZM109 107V106H108ZM122 107V106H121ZM180 107V106H179ZM220 107H223V106H219ZM93 108V107H92ZM124 108V107H123ZM178 108V107H177ZM185 108L186 105H185ZM107 109V108H106ZM111 109V108H109ZM116 109V108H115ZM114 108L112 110H115ZM129 110V108H127ZM212 109V108H211ZM225 109V108H224ZM246 109V108H245ZM85 110V109H84ZM119 110V108H118ZM125 111V109H122V111ZM140 110V109H139ZM239 110V109H238ZM94 111V110H93ZM92 111V112H93ZM105 111V110H104ZM109 111V110H108ZM111 111V110H110ZM117 110H115L116 112ZM120 111V110H119ZM121 111V114H117V115H113V116H109L110 119L106 120L105 118L107 117H103L106 121H101L99 120V125L96 127L98 130H94V132H97L98 133L94 136H92L91 138L88 137L87 135H85L83 132H81L82 134L84 135H81V134H78L81 135L79 137H77V135L75 133V131H78L79 129L81 128H78L77 130H74L72 131V133H69V134H66L65 137L62 135V132H61V137L60 139H64L65 141H63V143L65 142L64 146L62 145V147H60V149H64V150H67L68 154H71L70 155H67V157H64L62 159L58 158V159H55L53 157V160L51 159L50 162H48L49 164H51V166H49L50 168L52 167V169H48L46 167H44L43 169V172L41 171L42 175L44 172H48L49 177L47 178V180H45L43 185L42 184H39V181H37V183L40 185V186H37L38 184L37 183H34V181H36V175L38 174V171L34 170V171H31L32 173H30L29 175L27 174V176H24L22 179L20 178V180L18 179V184L15 183L17 180H14L15 184H17V189L13 190L14 193H18V197H20L21 199L22 198H25L26 199V203L27 204H24L22 206H20L21 204H19L20 206V210L23 212L24 210L27 209V206H32V207H37V208H42L43 209V214H40L41 217L40 219L38 220V223L36 226L34 225H26L30 228H27L28 231L32 232L30 234V236H27L28 234H23V231L21 230L20 233H15L13 234L10 233V234H5L6 236H1V239H0V264H45V261H46V257H48V251H49V244L53 245L55 249H67L70 254L68 257H74L76 255H79V248L81 246L84 245V248L85 251H88L90 248L87 246L88 244H90L91 247H93V243L96 244V243H100V245L102 244H107L105 246V248H111L114 246V244L117 243V239H116V236L121 234L122 236L125 235L126 237L128 238H131L132 240H135V244L137 243V245L140 247L138 249V251H133V253L130 255V256H135L132 257L134 262L131 263V264H151V254H156L157 251L159 250V246H160V243H161V240H163L165 234V230L162 229L161 225H159L158 223V218L159 217H166L168 219H170L171 221L175 220V218L177 217V215L180 213V211L182 210V208L185 207L186 205V202L187 200L190 198L192 192L195 190L196 188V185H197V182L199 180H201L202 178H204L209 172L210 170L214 167V165H216L220 160H222L226 155L229 154V143H228V139L226 137H224L222 134H221V130H218V129H214L215 132H213V130H209L211 128H209L208 126H205L204 127V131H203V134H202V138L201 139H198V142H196L197 144V147L194 148L193 152L189 155H183V154H178L176 155L175 158L171 159L170 161L171 162H179V168L176 170V171H172L170 172L169 174H171V176L168 177V180L166 182L164 181H161V182H158L157 184H151L150 183V180H147L146 183L144 184V180L142 179V184H144L143 186L140 184L136 187H134V189H132V192H130V197L131 199L129 201H124L122 204L118 205L117 208H116V211L111 213L108 218L106 219V221L104 222V224L102 223L101 227H103L102 229H98L100 232L96 235V234H88L87 236H85L83 238L82 236V242L79 244V243H71L73 241V232L74 233H80L77 227V224L80 220H82L83 218V213L86 212V210H89L88 208H90L89 211H91V214H90V217L88 219V221L92 220V217H93V220H95L96 218V213L97 211L101 212V211H104L106 210L108 207H109V204L110 202H112L115 198H116V195L114 192L111 191V186L109 187V182H115L116 184H119L120 186L118 188L122 189V190H125L126 187H127V184L129 185V183L131 182V180H133L134 178H137V176H139V173L137 172V169H140V168H144V165L148 163V159L147 157L144 159V157L141 155V152H137L136 149H133L134 151H119L117 148L119 146H117L118 144H112L110 143L109 141H104L106 140L104 136H106L105 134H108V132L106 131L107 129H104V128H101L102 126H106L105 128H107L108 125H110L112 128H115V134H111L113 135V139H121V138H127L129 136H132L133 137V142L136 143L138 146H140L141 149L143 150H147V151H153L154 149L155 150H159V145H161L160 143L163 142V140L165 141V138L170 135L173 130L175 128L179 129L178 124L181 125L179 123V112L177 113V111L175 112L174 109L170 106H166V107H157L156 110H154L150 115H148L147 117H142L138 120V117L137 115L135 114V118L133 119H129V120H133L134 122H126L127 125H123L121 124V119L123 117V112ZM133 111V110H132ZM246 111V110H244ZM243 111V112H244ZM89 113L90 115L93 113ZM101 112V111H100ZM103 112V110H102ZM101 112V113H102ZM114 112V111H113ZM114 112V113H115ZM129 112V111H128ZM131 112V111H130ZM187 112V110L185 111ZM241 112V113H243ZM81 113V112H80ZM96 113V111H95ZM101 113L99 115H101ZM107 113V111H106ZM240 113V114H241ZM250 113V112H249ZM248 113V114H249ZM85 114V113H84ZM98 114V113H96ZM95 114V115H96ZM103 114V113H102ZM105 114V113H104ZM110 114V113H109ZM112 114V113H111ZM126 114H127V111H126ZM130 114V113H129ZM178 114V115H177ZM238 114V113H231V115H229L228 113H224L222 116H219L217 115L216 118L218 119V121L224 126V127H229L232 132L234 134L237 135V138L240 139V138H244L243 135H241V133H243L244 131H240V132H237L236 130H242V128L246 127V123L250 120H246L243 118V115L241 114ZM245 114V112L243 113ZM252 114V113H251ZM254 114V113H253ZM256 114V113H255ZM260 114V113H259ZM91 115V116H92ZM94 115V116H95ZM124 115H125V112H124ZM181 115V114H180ZM213 115V114H212ZM90 116V119L92 118ZM107 116V115H105ZM129 116V115H128ZM133 116V115H131ZM130 116V118H131ZM260 116V115H259ZM83 117V116H82ZM102 117V116H101ZM126 117V116H124ZM203 117V116H202ZM256 117V116H255ZM89 118V115L88 117ZM103 118H101L103 120ZM246 118V117H245ZM250 118V117H249ZM261 118V117H259ZM258 118V119H259ZM93 119V118H92ZM98 119V118H97ZM126 119V118H124ZM123 119V121H124ZM186 119V118H185ZM215 119V118H213ZM253 119V118H251ZM96 120V118H95ZM257 120V119H256ZM255 120V121H256ZM98 121V120H96ZM253 121V120H252ZM261 121V120H259ZM87 122V120H86ZM88 122L90 123V121L88 120ZM92 122V121H91ZM95 122V121H94ZM125 122V121H124ZM96 123V122H95ZM94 123V124H95ZM93 124V125H94ZM98 124V123H96ZM185 124V123H184ZM254 124V123H253ZM257 124V123H255ZM259 124V123H258ZM261 124V123H260ZM90 125V124H89ZM91 126V125H90ZM108 126V128L110 127ZM249 126V125H248ZM247 126V127H248ZM251 126V125H250ZM258 126V125H256ZM85 126H83V130L87 129L89 126H87L85 129H84ZM111 128V129H112ZM253 128V127H252ZM76 129V128H75ZM176 129V130H177ZM82 130V129H81ZM199 130V129H197ZM71 131V130H70ZM120 131V132H118ZM249 131V130H248ZM79 132V133H80ZM92 132V131H91ZM93 132V133H94ZM99 132L103 135H100ZM111 133H113L112 131H110ZM216 133V134H215ZM64 134V133H63ZM89 136L91 135V133L88 134ZM235 135V136H236ZM60 137V136H59ZM77 137V138H75ZM231 138V136H230ZM71 139V140H70ZM70 140V142H68ZM232 141V140H231ZM58 142V141H57ZM62 142V141H61ZM123 144L125 143L124 140H122ZM54 143V142H53ZM61 143V144H63ZM69 143V144H68ZM59 146H60V143H58ZM75 144V145H74ZM91 144V146H89ZM119 144L121 145V142H119ZM116 146V147H115ZM111 147H115L116 150H113ZM139 148V147H138ZM97 149V150H96ZM110 149V150H108ZM122 149V148H120ZM130 149V148H129ZM57 150V149H56ZM155 150L154 152H152L153 154L155 153ZM47 152V151H46ZM59 152V151H57ZM65 153V152H63ZM132 153H137V154H132ZM124 154V155H123ZM153 154H150L149 152V155H153ZM45 156V154H43ZM51 156H54L51 155ZM61 156V154H60ZM39 157V156H38ZM37 157V158H38ZM41 160L42 161H46V159L43 160V156L41 155ZM49 159L51 158L50 156H47ZM47 158V159H48ZM81 159L83 164L87 163V164H90L93 167V170L91 168H88L86 171H80L78 168L79 166H77L76 164V160L75 159ZM40 158L36 159V160H39ZM81 160H79L81 162ZM150 161V160H149ZM164 161V160H163ZM166 161V160H165ZM35 162V161H33ZM40 162V160H39ZM41 163V162H40ZM45 163V162H43ZM47 163V162H46ZM47 163V164H48ZM25 165V164H24ZM35 164H33L34 166ZM37 165V164H36ZM35 165V166H36ZM130 165V166H128ZM32 166V165H31ZM34 166V167H35ZM47 166V165H46ZM55 166H60L62 168L59 167V169H55L54 170V167ZM33 167V168H34ZM78 167V168H77ZM32 168V167H31ZM95 168H97L98 170H95ZM37 169V168H36ZM41 169V168H40ZM41 169V170H42ZM234 170V169H233ZM239 170V169H238ZM28 171V172H29ZM18 172V171H17ZM23 172V171H22ZM66 172V174H65ZM72 172L74 174H72ZM220 172V171H219ZM27 173V172H26ZM240 173V172H239ZM47 174V173H45ZM21 175V174H20ZM19 175V176H20ZM23 175V174H22ZM35 178H34V176ZM64 175V176H63ZM223 175V174H222ZM66 176H68V179L66 178ZM84 176V177H83ZM102 176H108V178H106L105 180H102ZM217 176V175H216ZM247 176V175H246ZM245 176V177H246ZM263 177L264 176V168H256L255 170H253V172L246 178V180H242V182H240V184H242L241 186L238 187V183H236L235 180H228L229 183L227 184L228 186H225L226 183H224L225 185H223L221 182V185L224 186L223 188L226 189L227 191V194L224 195V197L221 195V194H217L216 192V195L215 193L213 192V195L212 196H208L210 197L209 199H206L204 202H202L199 206H198V213L200 214L197 218V220L195 221V223L193 224L194 226L191 228V233L190 232H186V233H189V234H192L194 239H195V242L193 243V245L195 244V246H199V247H202L204 244V239H203V236L200 235V230L209 222H214L218 215H219V212L222 210V212H226V213H230V208L228 207L231 200H235L236 198L235 197H242L246 194L247 195V199L248 200L250 198V196L252 195H255L256 194H259V190H258V187H260V185H257L255 187H253L254 185H250V183H258V181H255V179H258L257 177ZM14 177V176H13ZM47 177V176H46ZM83 177V178H81ZM45 178V177H44ZM63 179H66V187H65V192H63L62 190V187L61 189H59L58 184H60ZM141 180V179H140ZM65 181V180H64ZM102 183H101V182ZM239 181V180H238ZM237 181V182H238ZM241 181V180H240ZM234 182L236 184H238L236 187H233L235 186L236 184H234ZM12 184V183H10ZM37 184V185H36ZM99 184V185H98ZM114 184V183H113ZM14 185V184H13ZM61 185V184H60ZM220 185V187H221ZM16 186V185H14ZM116 186V185H115ZM246 186V187H245ZM9 187V186H8ZM13 186H11L9 189H11ZM219 187V186H217ZM263 187V186H262ZM261 187V188H262ZM221 188L220 191L223 189ZM119 189V190H120ZM264 189V188H263ZM262 189V190H263ZM118 190V189H117ZM118 190V191H119ZM217 190V188H216ZM8 191V190H7ZM115 191V190H114ZM107 192V193H106ZM12 193V192H11ZM221 193H223L221 191ZM7 194V193H6ZM107 194V195H106ZM231 194V195H230ZM5 195V194H4ZM3 195V197H4ZM9 197V196H8ZM8 197L5 198L0 202L2 203L3 201H9L7 200ZM14 197V196H13ZM13 197H9V198H13ZM203 198V197H202ZM254 198V197H253ZM246 200H240V201H246ZM21 202V200H19ZM240 201H238L237 203H240ZM23 202V201H22ZM11 203H17V202H12L11 200ZM9 202V204H11ZM191 203V202H190ZM235 203V204H237ZM5 204V203H3ZM78 204V206H77ZM86 204V205H85ZM234 204V205H235ZM7 205V204H6ZM5 205V206H6ZM16 205V204H15ZM190 205V204H189ZM193 205V204H192ZM233 205V206H234ZM188 206V205H187ZM4 208V207H3ZM191 208V207H190ZM6 209L7 206H6ZM41 209V210H42ZM12 210V208H11ZM252 209H250V207H248L245 211H246V214L244 215V226H247L249 224H253V223H258L256 227H253V228H246V227H237L236 229H233L230 231V229L224 231V233L221 235L220 239H219V243H217L218 245L214 248V250L212 249L210 252H208V254L205 256V257H202L199 259V264H217V263H221V261H223L224 259H226L230 254L231 252H233V250L235 251H240L242 253H239L237 252L238 254H240L238 257L239 261L237 262V260L235 262H237L238 264H261V259L258 257V256H262L260 252H257L256 248L258 247L259 245V248L261 249L260 251H263L264 250V212L263 213H259L260 211H263L264 209L260 210L258 209L256 212L254 211H250ZM254 210V209H253ZM260 210V211H259ZM3 211V210H2ZM1 211V212H2ZM95 211V212H94ZM148 211H151L152 213H154V217H149L148 215ZM10 212V211H9ZM21 212V213H22ZM249 212L251 213L249 215ZM254 212V213H253ZM6 213V212H4ZM8 213V211H7ZM236 213H239V210H234V214ZM240 213H243V211H241ZM257 213V214H256ZM3 214V213H2ZM256 214V215H255ZM7 215V214H5ZM87 215V214H85ZM238 215V214H237ZM8 216V215H7ZM157 216V217H156ZM15 218V217H13ZM257 218H261L260 220H258L257 222ZM11 219V218H10ZM9 219V220H10ZM15 220V219H14ZM17 220V219H16ZM15 220V221H16ZM92 220V221H93ZM218 220V219H217ZM13 221V220H12ZM237 220H235L234 222H236ZM241 221H243L241 219ZM160 222V221H159ZM24 223V222H23ZM111 223L113 225V231H110V229L108 227H110V224ZM12 224V223H11ZM21 224V223H20ZM101 224V222H100ZM30 225V226H29ZM17 226V225H16ZM25 226V225H23ZM98 228V227H97ZM231 228V227H230ZM19 229V228H18ZM73 230V231H72ZM115 230V231H114ZM25 231V230H24ZM117 231V232H116ZM189 231V229H188ZM18 232V231H17ZM115 232V233H114ZM157 234V243L154 247L146 250L145 252H140L139 250L142 248V251L144 249L147 248L148 246V241H149V238H150V235L152 234ZM23 234L24 236H26L24 239L22 237ZM18 235V236H17ZM21 235V236H20ZM32 235V236H31ZM191 235V236H192ZM79 236V234H78ZM189 235V237H191ZM22 237V238H21ZM187 237V236H186ZM20 238V239H19ZM80 238V237H79ZM72 239V241H71ZM260 239H263L261 242L259 241ZM15 240V241H14ZM257 240L260 242L258 243L257 247H255V243H257ZM246 242L249 244H246ZM71 243V244H69ZM6 244V245H5ZM254 246H253V245ZM247 245H252L253 247H247ZM192 247V246H189V247H186L185 249H187L185 251V253H179L176 258L174 259V262L173 264H189L191 262V258L192 257V251L193 249L195 248ZM87 248H89L87 250ZM138 248V247H137ZM176 248V247H175ZM174 248V249H175ZM182 250V249H181ZM180 250V251H181ZM256 250V251H255ZM182 252V251H181ZM195 252V251H194ZM236 253V252H235ZM234 253V254H235ZM237 254V255H238ZM258 254V255H257ZM129 256V257H130ZM233 258V257H232ZM196 258L193 259V261L195 260ZM230 259V258H229ZM229 259H228V262H229ZM227 260V259H226ZM192 261V262H193ZM225 261V260H224ZM264 261V260H263ZM191 262V263H192ZM230 262H232V260L230 259ZM229 263H226V264H230ZM235 263V264H237ZM128 264V263H127ZM225 264V263H223Z\"/></svg>",
    "mask_w": 264,
    "mask_h": 264
}]
</instances>
